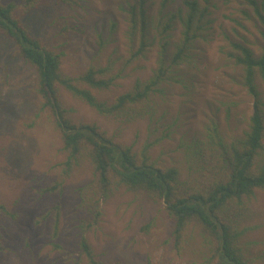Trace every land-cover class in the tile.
<instances>
[{
	"label": "trees",
	"instance_id": "trees-1",
	"mask_svg": "<svg viewBox=\"0 0 264 264\" xmlns=\"http://www.w3.org/2000/svg\"><path fill=\"white\" fill-rule=\"evenodd\" d=\"M82 0H57L70 7ZM149 0H127L128 53L121 68L110 58L92 63L78 75L68 74L62 54L45 46L22 24L20 14H29L47 0H0V32L16 43L17 53L35 72L36 90L41 96L40 113L61 138L64 158L55 162L60 179L42 188V193L62 192L65 180L82 171L90 177L77 188L75 226L78 246L87 264H122L98 258L88 233L103 217V204L124 189L153 204H161L172 221L171 243L179 255L188 247L203 264H258L253 255L256 240L251 224L254 203L264 191V96L258 79L264 83V6L254 5L261 25L262 43L257 54L244 40H231L228 58L242 70L240 84L252 97L248 125L228 136L213 117L194 134L182 135L178 144L180 158L173 162L156 157L154 148L172 136L178 116L167 125V133L147 137L140 145L121 142L97 120L77 118L62 90L90 106L97 114L122 124L147 121L162 125L167 85L176 71L193 59L198 40L206 38L213 24L212 0H160L157 12L149 10ZM112 29L116 22H112ZM101 46L105 45L103 39ZM158 46L156 66L147 78H136L132 87L113 100L104 96L121 79L124 67L147 57ZM230 118V112L227 113ZM61 204L41 214L37 222L53 219V237L61 226ZM17 212L0 200V251L5 248V220L16 219ZM151 226H144L147 230ZM168 240V241H170ZM56 247H61L55 243ZM81 261V260H79ZM79 261L77 264H79Z\"/></svg>",
	"mask_w": 264,
	"mask_h": 264
},
{
	"label": "rangeland",
	"instance_id": "rangeland-1",
	"mask_svg": "<svg viewBox=\"0 0 264 264\" xmlns=\"http://www.w3.org/2000/svg\"><path fill=\"white\" fill-rule=\"evenodd\" d=\"M10 1V0H3ZM17 1V0H16ZM127 0H82L70 7L57 0L29 14H20L22 24L42 43L62 54L63 69L78 75L92 63L112 58L116 70L128 53ZM264 6V0H256ZM160 0H149V10L157 12ZM181 0H176L174 6ZM213 24L206 38L197 41L193 59L176 71L167 85L162 125L147 121L122 124L97 114L90 106L62 94L75 116L97 120L121 142L140 145L147 137L167 133V125L178 116L172 136L154 148L156 157L166 162L180 158L178 144L182 135L194 134L216 117L230 137L248 125L252 97L240 84L242 70L227 52L231 40L246 39L259 54L261 25L254 5L248 0H212ZM116 28L112 29V22ZM106 43L101 46L100 40ZM158 58L155 46L145 58L124 67L123 77L104 96L110 100L129 90L135 79L151 75ZM264 96V83L257 80ZM41 96L36 90L35 72L17 53L16 43L0 32V200L17 212L16 219L5 220V248L0 264H87L78 246L80 235L75 226L77 188L89 177L82 171L65 180L62 192L42 193L46 185L60 179L55 162L64 158L61 138L47 118L40 113ZM230 112V118L227 113ZM60 203L61 226L53 237V219L38 223V217ZM249 238L256 240L253 255L264 264V191L254 203ZM151 223L149 229L144 226ZM172 221L161 204H153L124 189L103 204V217L88 238L99 259L122 264H203L188 247L179 255L170 240ZM170 240V241H168ZM55 243L61 247H56Z\"/></svg>",
	"mask_w": 264,
	"mask_h": 264
}]
</instances>
